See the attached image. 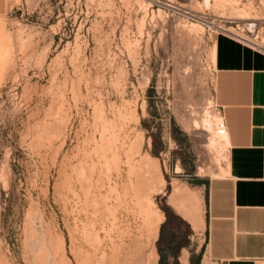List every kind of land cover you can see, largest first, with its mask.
Wrapping results in <instances>:
<instances>
[{"label":"rangeland","instance_id":"1","mask_svg":"<svg viewBox=\"0 0 264 264\" xmlns=\"http://www.w3.org/2000/svg\"><path fill=\"white\" fill-rule=\"evenodd\" d=\"M220 39L264 52V0H7L0 264L205 260Z\"/></svg>","mask_w":264,"mask_h":264},{"label":"crops","instance_id":"2","mask_svg":"<svg viewBox=\"0 0 264 264\" xmlns=\"http://www.w3.org/2000/svg\"><path fill=\"white\" fill-rule=\"evenodd\" d=\"M6 6L0 0V14ZM216 60L229 158L225 175L208 182L201 264H264V52L220 39Z\"/></svg>","mask_w":264,"mask_h":264},{"label":"bare ground","instance_id":"3","mask_svg":"<svg viewBox=\"0 0 264 264\" xmlns=\"http://www.w3.org/2000/svg\"><path fill=\"white\" fill-rule=\"evenodd\" d=\"M204 4L206 6H209L210 5V0H204ZM235 36H236V38L238 40H240L242 42H245L248 45H251V46H253L256 49H262L263 50V48L259 44L247 39L246 37L241 36L239 34H237ZM199 125L202 126L205 130H207L212 135L209 147L214 149L217 152V155L225 160L224 155H226L225 152L229 148V144H228V141H227L226 130H225L224 133L221 132V129L224 128L222 117H220V118H216V117L212 118L211 115L209 114V112L207 111L205 113L204 118L202 119V121H201V123Z\"/></svg>","mask_w":264,"mask_h":264},{"label":"built area","instance_id":"4","mask_svg":"<svg viewBox=\"0 0 264 264\" xmlns=\"http://www.w3.org/2000/svg\"><path fill=\"white\" fill-rule=\"evenodd\" d=\"M226 129V126L224 128L221 129V132L224 133Z\"/></svg>","mask_w":264,"mask_h":264},{"label":"trees","instance_id":"5","mask_svg":"<svg viewBox=\"0 0 264 264\" xmlns=\"http://www.w3.org/2000/svg\"><path fill=\"white\" fill-rule=\"evenodd\" d=\"M159 264H164V263H163V258H162V257H161V259H160Z\"/></svg>","mask_w":264,"mask_h":264}]
</instances>
